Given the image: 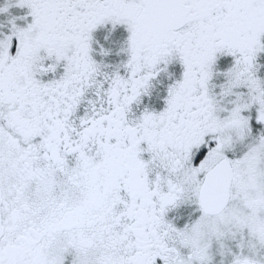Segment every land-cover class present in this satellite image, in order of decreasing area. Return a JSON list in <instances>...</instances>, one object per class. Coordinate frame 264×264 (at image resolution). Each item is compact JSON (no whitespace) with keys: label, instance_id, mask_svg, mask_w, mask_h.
<instances>
[{"label":"snow or ice","instance_id":"snow-or-ice-1","mask_svg":"<svg viewBox=\"0 0 264 264\" xmlns=\"http://www.w3.org/2000/svg\"><path fill=\"white\" fill-rule=\"evenodd\" d=\"M0 264H264V0H0Z\"/></svg>","mask_w":264,"mask_h":264}]
</instances>
